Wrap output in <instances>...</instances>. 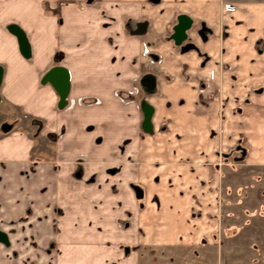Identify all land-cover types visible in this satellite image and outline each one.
Segmentation results:
<instances>
[{"label": "crops", "instance_id": "obj_1", "mask_svg": "<svg viewBox=\"0 0 264 264\" xmlns=\"http://www.w3.org/2000/svg\"><path fill=\"white\" fill-rule=\"evenodd\" d=\"M147 4L149 0H0V218L10 219L11 208L24 214L29 207L39 215L33 222L46 232L41 245L53 238L57 250L53 257H40L46 264L52 263L49 259L56 264H138L142 248H182L194 254L196 247L216 246L220 254L226 246L244 244L240 237L245 230L264 245V186L237 189L232 182L239 167L264 172V62L252 58L264 55V48L257 47L264 39V0H185L182 13L210 30L201 44L208 58L202 67L171 65L173 80L156 85L153 95L160 87L165 104L150 108L149 128L144 130L153 133L155 155L145 153L149 150L138 130L136 110L117 101L140 80L144 37L152 40L149 46L154 49L157 37L150 31L127 28L128 22L143 18ZM54 6L57 11L51 14ZM128 11L141 18L129 19ZM147 13L150 23L159 17L158 12ZM10 25L23 31L28 57L20 54ZM55 65L68 72L63 106L50 84L42 81ZM208 68L223 69L221 91L215 87L199 94L197 105L195 87L203 86L200 78ZM176 97L183 99V110L166 103ZM72 102L78 104L71 108ZM88 125L93 128L91 142L81 130ZM181 129L191 143L181 150L186 159L164 152L178 149L176 134ZM123 144L135 162L119 164L121 154L115 153ZM237 152H243V160ZM71 154L78 158L60 160ZM151 155H163L159 168ZM111 164L120 166V174L106 180ZM89 177L87 184L84 179ZM159 181L165 186L157 188ZM52 184L59 213L50 226V217L42 216L52 213ZM133 185L141 189L140 197ZM211 194L218 197L219 213L227 208L215 225L209 219L211 208L199 210L197 216L191 209L194 199H205L207 205ZM236 214L245 219L241 228L224 224L230 216L237 220ZM213 230L220 237L213 238Z\"/></svg>", "mask_w": 264, "mask_h": 264}, {"label": "rangeland", "instance_id": "obj_2", "mask_svg": "<svg viewBox=\"0 0 264 264\" xmlns=\"http://www.w3.org/2000/svg\"><path fill=\"white\" fill-rule=\"evenodd\" d=\"M91 2V0H88ZM169 0H149V4H147L149 7L145 8V11L143 13V18L139 21H142L141 27L139 31L145 32V34L150 31L149 33L153 34L154 37L156 36V41H153L154 43V49L152 50L149 45H151L152 40L150 38L144 37L143 41V71L140 75V80H134L133 84L126 89V97L120 96V100H117L122 106L129 107L133 110H136L138 114V130L141 131V135L144 137V143H145V149H148V151H145L146 154H153L156 153V147H152V141L154 140L153 133L148 134L144 131L142 128V121H143V113H144V107L149 106L151 110L155 108V105H157L159 108L164 107V100L163 97L160 96L161 89L159 87L158 93L156 92L155 95H153V91L157 89L158 83H160V86L173 80L172 76L170 75L169 67L173 65V67H183L185 63L190 64L191 67L195 66L194 64L197 63L199 67H202L206 62L207 59L200 54L196 52V48L193 46L191 41H188L192 47L191 50H186V46L183 45L177 47L174 45L169 37V34H171L172 25L174 24L175 18L178 14H183L182 11L184 10V7L182 6L185 3V0H177L178 3L173 5H169ZM151 3V4H150ZM47 9V8H45ZM57 6H54L50 13H55L57 10ZM130 10V8H129ZM152 13L158 12V19L155 20L154 23L148 22L150 19L148 17L147 12ZM128 17L135 18L137 20L140 19L139 14L133 13L132 11H128ZM106 15V14H105ZM188 15V14H185ZM189 18L197 22V19L195 16L189 15ZM149 23V24H148ZM135 22H128L127 28L131 32V27L129 25H133ZM147 24L149 27H146ZM191 29V27H190ZM189 29V30H190ZM192 36L189 38L197 36L196 34L193 35L191 32L189 33ZM196 42V41H195ZM198 43V42H196ZM190 45V46H191ZM200 47V44H198ZM257 47H263L264 48V39L258 41ZM193 48V49H192ZM201 48V47H200ZM200 50V49H199ZM198 50V52H200ZM201 50H203L201 48ZM202 54V53H201ZM184 56V59H183ZM256 58V61L264 62V55H253L252 58ZM260 57V58H259ZM208 58V57H207ZM183 59V60H182ZM185 61V62H184ZM183 64V65H182ZM195 70H199L198 67H196ZM227 71V70H226ZM230 71V70H229ZM195 72V71H194ZM212 72L213 74L211 75ZM180 74L181 71H178ZM183 73V70H182ZM197 73V71H196ZM223 74L222 71L214 68H208L205 72V75L200 78V80L203 79L204 83L201 87H195V98L197 100L196 104H199L200 95L205 94L206 90L214 89L215 87L219 88V91H221V75ZM182 76V74H180ZM177 77V76H176ZM212 77V78H211ZM160 79L159 82H157L155 79ZM163 80V81H162ZM142 84V85H141ZM173 95L176 94L175 92H172ZM226 94V93H225ZM220 95V93H219ZM159 96V97H158ZM114 97L118 99V94L114 93ZM240 97H244L240 96ZM82 102V100H81ZM95 104V100H93ZM167 104H171L174 107H179V109L183 110V99L176 97L175 99L171 100L170 102H166ZM78 103L75 104V102H72L71 108L75 107ZM69 107V105H68ZM70 108V109H71ZM163 110H159V114H162ZM151 116V114H150ZM149 116V118H150ZM81 130L84 134V139L87 140L90 139L91 142V134L93 132V128H91V125L85 126L84 129ZM184 130L181 129L180 132L176 134V137H178L179 140H176V147L178 148L175 151H164L166 155L174 156L175 158L179 159H186L184 158V151H181L183 149H188L191 145L187 140H185L184 136ZM178 135V136H177ZM43 137V135H41ZM76 137V136H75ZM93 137V136H92ZM165 137V136H164ZM99 135H95V140H100ZM166 138V137H165ZM76 140V139H75ZM166 143L167 141L164 140ZM129 142V140H123V143ZM222 144V143H221ZM220 145V144H219ZM170 146L167 144H163V148ZM222 146V145H221ZM120 151L118 153L116 152V156L121 154V158L117 157V160H121L122 164L124 161L126 162H135V157L130 155L129 150L125 151L124 144L120 146ZM191 148V147H190ZM180 149V150H179ZM161 151L160 153H162ZM184 152V153H183ZM225 151L218 149V153L223 154ZM129 153V154H128ZM193 152L186 153L188 158H192L190 155ZM126 154V155H125ZM81 155V154H80ZM83 156V155H82ZM228 156V155H227ZM236 156H239L238 159L241 161L244 158L243 152L236 154ZM150 157V156H149ZM186 157V156H185ZM71 158H78L77 154H71V155H64L63 161L69 162L71 161ZM127 158V159H126ZM230 158V155H229ZM149 159H155V164L158 165V168L162 164L161 159H164L163 155L161 156H152ZM115 165L117 163L116 160H114ZM160 162V163H159ZM178 162L179 163H182ZM118 164V165H119ZM114 164H111L110 166H107L105 170L106 180L113 178L114 176H117V174H120V166L116 167ZM157 168V169H158ZM252 169V170H251ZM247 169L246 167H239L238 169V175L237 178L232 181L233 185L238 188H241L243 186H252V189H255V187H263L264 186V172H259V170H255L253 168ZM111 170L113 174L108 173L107 171ZM179 172L182 174L183 168H178ZM117 171V172H116ZM177 172V170H174ZM230 172V171H229ZM119 176V175H118ZM120 177V176H119ZM158 179V178H157ZM88 183H91V177L84 179ZM157 181V180H156ZM232 182L229 181L228 185H232ZM159 185L157 188H162L165 186V182L161 183V181L158 182ZM73 184H70V187ZM215 182L212 184L213 188L215 187ZM63 186L67 187L69 189L68 183H63ZM181 186V185H180ZM49 189H52V192H49L48 196V210L52 209V213L42 216L47 217L51 220L50 226H52L53 220L55 218V213L57 212L56 208V197L55 196V186L52 184L51 188L49 185ZM139 189V188H138ZM193 190V189H191ZM218 198V197H217ZM215 196L211 194V197L207 199V205L205 204V199H194L193 203L191 205V209L193 213L196 216L199 214V210L207 209L210 211L211 208V215H209V219H211L214 222L218 221V214H227L226 209H221V212L219 213L218 206H215V204L218 202ZM202 201L203 204H200ZM12 214L11 218L8 219L7 217L0 218V230L5 232V234L8 237L9 244L8 246H4L0 244V264H46V259L41 260L40 257H46V255L49 257H53L57 254L56 245L55 242H53V238L49 239L48 243L45 245H41L43 243L41 241L42 236L46 233L43 228H39L36 224V222H33L35 218L39 221L41 217L39 215H33L32 210L28 207L24 210V214H17L14 213V211L17 210V208H11ZM197 211V212H196ZM59 213V210H58ZM202 213V212H201ZM229 213H234V211H231ZM203 214V213H202ZM194 215V216H195ZM235 216H238L239 218L237 220H233L230 216L229 218H224V224L233 222L235 226H241L245 224V219H243L242 214H236ZM34 224V225H33ZM36 226L37 229H34ZM221 226V224H220ZM235 230V229H234ZM232 229L227 231L226 233L228 235L232 234ZM214 237L217 238V235H219V232L216 230H213ZM225 233V234H226ZM38 237L37 235H40ZM253 232H249L248 230H245L242 232L241 237H243L244 244L242 243L239 246H226L224 249L222 248L221 253L219 254V250H217L218 247L216 246H209L207 249L203 250L204 248L196 247V253H190V251H185L182 248L178 250H174L171 248H142L139 251V254L141 255L140 260L138 264H264V245L260 244L255 241L254 236L252 235ZM221 235V233H220ZM220 235L218 237H220ZM252 235V236H251ZM216 236V237H215ZM256 238L258 237V234H255ZM230 238V237H229ZM251 240V241H250ZM240 241V239H239ZM253 243V244H252ZM255 244V245H254ZM219 249V248H218ZM223 252V253H222ZM220 255V260H219ZM29 261H31L29 263ZM56 264L52 261V259H49V263Z\"/></svg>", "mask_w": 264, "mask_h": 264}, {"label": "water", "instance_id": "obj_3", "mask_svg": "<svg viewBox=\"0 0 264 264\" xmlns=\"http://www.w3.org/2000/svg\"><path fill=\"white\" fill-rule=\"evenodd\" d=\"M190 26V20L185 14H179L176 18V24L173 26V32L170 35L171 39L175 44H180L186 38V30ZM8 30L15 36L18 50L23 57L29 56V44L23 31L16 25H10ZM188 47V46H186ZM2 76V68L0 66V81ZM42 81L47 82L55 91L58 97V105L63 106L65 103V97L67 96L68 89H69V79H68V72L67 70L60 66L55 65L49 68L44 75L42 76ZM149 112L150 110L147 109V106L144 107V120L142 127L144 129L149 128ZM136 190V189H135ZM137 192V191H135ZM139 196V192L136 193ZM0 243L7 246L8 239L5 232L0 230ZM127 251V248H125Z\"/></svg>", "mask_w": 264, "mask_h": 264}, {"label": "flooded vegetation", "instance_id": "obj_4", "mask_svg": "<svg viewBox=\"0 0 264 264\" xmlns=\"http://www.w3.org/2000/svg\"><path fill=\"white\" fill-rule=\"evenodd\" d=\"M228 6V5H227ZM230 9H229V11H231L233 8H231L230 6H228ZM223 8H225V5H223ZM226 10V9H225ZM181 14V13H180ZM184 14V13H183ZM179 15V14H178ZM177 15V16H178ZM177 16H176V18H177ZM188 18H189V16L188 15H186ZM176 18H175V21H174V24L172 25V30H171V34H172V32H173V26L176 24ZM189 20H190V26H189V28L186 30V38H185V40H183L180 44H175L174 42H173V40L171 39V37H170V35L171 34H169V37H170V39H171V41H172V43L174 44V45H176L177 47H179V46H185V45H188V48H186V50H191V47H192V45L188 42V41H191V43L193 44V46L196 48L195 50H196V52L198 53V54H200L202 57L204 56L206 59H207V56H206V51L205 50H201V44H205V42H207V36H206V33L209 31L210 32V30L204 25V23L203 22H194V21H192L190 18H189ZM142 21H139V22H135V24H133L132 26H134V28L131 30V31H136V32H139V29H140V27H141V23ZM190 27H191V29H190ZM190 29V30H189ZM192 33L193 35H197V36H195L196 38H198V39H195L194 37H192V38H189L190 36H192L191 34H189V33ZM198 42V43H196V42ZM198 44H200V47L198 46ZM191 45V46H190ZM193 49V48H192ZM200 49V50H199ZM198 50L200 51V52H198ZM202 53V54H201ZM211 73V75L213 74L212 72H210ZM212 78V77H211ZM66 98V97H65ZM65 104V103H64ZM147 109H149L150 110V108H149V106H147ZM150 113H151V110H150V112H149V116H150ZM143 120H144V113H143ZM142 124H143V121H142ZM143 128V127H142ZM144 129V128H143ZM144 130H146V129H144ZM108 173H111V174H113L112 173V171L111 170H109V171H107ZM138 186H132V190H133V192H134V195L136 196V197H140L141 196V189L139 188ZM136 189V190H135ZM135 191H137V192H135ZM139 192V196H137L136 195V193H138ZM7 239H8V237H7ZM0 244H2V243H0ZM8 244H9V241H8ZM3 245V244H2ZM5 246V245H4ZM8 246V245H7ZM127 250H128V248H127ZM124 251H125V248H124Z\"/></svg>", "mask_w": 264, "mask_h": 264}, {"label": "built area", "instance_id": "obj_5", "mask_svg": "<svg viewBox=\"0 0 264 264\" xmlns=\"http://www.w3.org/2000/svg\"><path fill=\"white\" fill-rule=\"evenodd\" d=\"M225 9H226V10H229L230 8H229L227 5H225Z\"/></svg>", "mask_w": 264, "mask_h": 264}]
</instances>
